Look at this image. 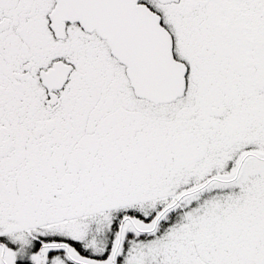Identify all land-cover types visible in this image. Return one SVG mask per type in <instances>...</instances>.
<instances>
[{"label":"snow or ice","instance_id":"obj_1","mask_svg":"<svg viewBox=\"0 0 264 264\" xmlns=\"http://www.w3.org/2000/svg\"><path fill=\"white\" fill-rule=\"evenodd\" d=\"M0 264H264V0H0Z\"/></svg>","mask_w":264,"mask_h":264}]
</instances>
